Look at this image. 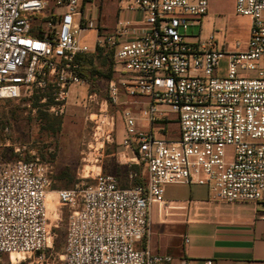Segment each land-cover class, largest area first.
<instances>
[{
  "label": "built area",
  "instance_id": "1",
  "mask_svg": "<svg viewBox=\"0 0 264 264\" xmlns=\"http://www.w3.org/2000/svg\"><path fill=\"white\" fill-rule=\"evenodd\" d=\"M125 2L107 32L94 0H0V101L53 84L47 110L60 116L71 88L88 87L76 56L110 51L107 98L97 103L90 94L81 101L98 110L90 120L91 145L98 148L89 149L100 157L113 140L109 103L120 108L122 146L135 151L146 171L145 184L124 189L99 172L93 184L51 190L47 163L3 164L0 256L11 264H49V198L69 210L61 264H170L171 258L136 247L148 236L151 206L172 208L163 197L166 186H201L213 200L251 204L264 213V0H235L236 14L250 23L247 41L234 43L233 50L218 46L213 35L201 38L209 0ZM50 3L54 10L44 15ZM37 28L41 38L32 36ZM192 28L197 35L188 34ZM89 31L93 48L79 37ZM140 121L161 122L160 130L173 123L177 138L144 131Z\"/></svg>",
  "mask_w": 264,
  "mask_h": 264
},
{
  "label": "rangeland",
  "instance_id": "2",
  "mask_svg": "<svg viewBox=\"0 0 264 264\" xmlns=\"http://www.w3.org/2000/svg\"><path fill=\"white\" fill-rule=\"evenodd\" d=\"M98 10V22L111 27L115 22L117 8L127 5L125 0H94ZM100 5V6H99ZM54 10L50 3L44 15ZM43 15V14H41ZM249 19L237 15L235 0H209L208 12L201 18V38L213 35L218 46L224 45L227 50H233L236 42L245 44L248 39ZM198 29L192 28L189 35H197ZM88 47H94V33L85 32L79 36ZM226 61L220 62V76L224 75ZM95 68L102 75L107 74V62L104 54L95 58ZM100 89L106 88V80L99 79ZM41 91L30 88L19 99L0 101V169L3 164L15 161L30 162L38 160L50 167L51 190H68L76 186L94 183L97 173L112 175L113 170H98L94 167L95 160L100 161L99 154L93 153L98 145H91L93 122L85 115L74 110L59 118L60 131L52 134L48 129L51 123L47 108L43 106L46 99L40 98ZM42 100H45L43 103ZM114 113L116 110H113ZM120 111V110H119ZM55 117V116H52ZM58 118V117H55ZM122 129L120 117L115 116V132ZM175 126H169L167 137H175ZM115 152V145L107 150V155ZM106 153L102 154L105 158ZM112 166H117L115 158L110 159ZM118 167V166H117ZM69 210L58 205L54 200H47L48 229L50 232V248L44 252L49 264H61L64 248V233ZM0 262L11 264L7 256H0Z\"/></svg>",
  "mask_w": 264,
  "mask_h": 264
},
{
  "label": "crops",
  "instance_id": "3",
  "mask_svg": "<svg viewBox=\"0 0 264 264\" xmlns=\"http://www.w3.org/2000/svg\"><path fill=\"white\" fill-rule=\"evenodd\" d=\"M117 14L118 8L111 27L100 24V28L111 32L115 27ZM99 79L96 78L91 87L71 88L64 113L57 117L73 114L74 110L85 115L89 121L95 117L98 112L95 104L86 109L81 101L90 94L97 95V103L107 98L106 88L103 91L100 89ZM120 99L131 101L125 96ZM106 109L109 115L119 117V107L108 103ZM113 110H116L115 113ZM162 126L161 122L152 126L143 121L138 122L140 129L151 130L156 136L170 138L167 137L169 126H175L174 130L177 131V126L173 123L160 130ZM177 135L170 139L177 138ZM123 138L122 123V129H118L117 133L114 131L111 144L104 148L106 153L110 146L115 145V152L110 155L106 153L105 158L101 155L100 161H94V167L100 171L113 170L112 175H108L113 176L122 189L133 185L128 180L130 174L134 175L136 183L143 185L146 171L139 164L135 151L122 146ZM112 157L118 167L110 164ZM163 197L172 208L164 210L157 205L151 206L148 236L144 244L137 245V248L147 246L152 255L171 258L170 264H181L182 261L202 264L205 260H211L213 264H264V213L261 208L246 203L218 202L201 186H166Z\"/></svg>",
  "mask_w": 264,
  "mask_h": 264
},
{
  "label": "trees",
  "instance_id": "4",
  "mask_svg": "<svg viewBox=\"0 0 264 264\" xmlns=\"http://www.w3.org/2000/svg\"><path fill=\"white\" fill-rule=\"evenodd\" d=\"M33 37L41 38L42 32L40 28H37L36 30H33L32 32ZM98 54H104V57L107 62V74L105 76H102L95 68V58ZM75 61L80 66V71L78 72L79 76L91 87L97 78L105 79L106 81L110 80L112 78V53L110 51H106L103 48H97L96 51L93 54H87V55H78L75 58ZM54 91L53 84H48L45 90L41 91L42 94L37 99L45 98L46 102L43 104L45 108L50 106L52 104V93ZM51 119V123L48 126V129L52 134H57L60 131L61 127V121L59 118H55L52 116H49ZM16 162V161H15ZM133 185H139L138 183L133 181ZM65 237V233H64Z\"/></svg>",
  "mask_w": 264,
  "mask_h": 264
}]
</instances>
